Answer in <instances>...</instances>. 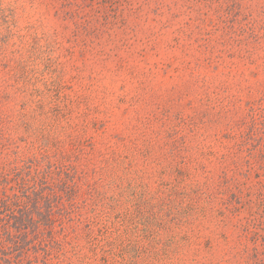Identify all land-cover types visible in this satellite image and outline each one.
<instances>
[{
    "label": "rangeland",
    "instance_id": "rangeland-1",
    "mask_svg": "<svg viewBox=\"0 0 264 264\" xmlns=\"http://www.w3.org/2000/svg\"><path fill=\"white\" fill-rule=\"evenodd\" d=\"M2 135L75 182L24 264H250L264 0H0Z\"/></svg>",
    "mask_w": 264,
    "mask_h": 264
},
{
    "label": "trees",
    "instance_id": "trees-1",
    "mask_svg": "<svg viewBox=\"0 0 264 264\" xmlns=\"http://www.w3.org/2000/svg\"><path fill=\"white\" fill-rule=\"evenodd\" d=\"M6 142L8 139L0 136L3 149H7ZM247 152L251 157L252 150ZM19 159L8 155L0 159V264H24L27 247L33 242L57 244L53 229L55 217L60 214L59 192L72 193L75 186L68 170L53 164L47 154ZM259 170L264 172L263 151ZM234 196L240 201V194ZM260 196L264 210V195L260 193ZM258 238L255 234L254 244ZM245 251L250 264H264V253L256 245Z\"/></svg>",
    "mask_w": 264,
    "mask_h": 264
}]
</instances>
